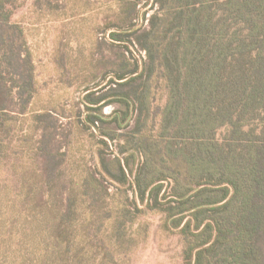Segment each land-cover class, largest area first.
I'll list each match as a JSON object with an SVG mask.
<instances>
[{
  "label": "trees",
  "instance_id": "obj_1",
  "mask_svg": "<svg viewBox=\"0 0 264 264\" xmlns=\"http://www.w3.org/2000/svg\"><path fill=\"white\" fill-rule=\"evenodd\" d=\"M43 1L110 31L112 59L81 65L116 87L61 108L36 87L25 5L0 0V264H139L175 237L178 264H264V0Z\"/></svg>",
  "mask_w": 264,
  "mask_h": 264
},
{
  "label": "crops",
  "instance_id": "obj_2",
  "mask_svg": "<svg viewBox=\"0 0 264 264\" xmlns=\"http://www.w3.org/2000/svg\"><path fill=\"white\" fill-rule=\"evenodd\" d=\"M45 8L46 9L35 8V10L30 8L28 12H35L37 16L39 15L40 18L32 20L33 15L30 14L31 16L28 17L22 16L23 19L21 20V25L23 26L25 33L27 34L29 39V44L34 60L35 78L37 84L36 87H46L45 90L47 94L53 93L54 96L60 95L63 100H61L58 104L61 108L64 109H66V107H70L68 105L66 106L68 101L66 102L64 100L65 98H67L66 96H64L65 93H72L77 90H83L84 87H91L94 84H96V87L99 88L107 87L103 90V92L108 91L110 87H116L111 83L109 84V81L113 77V74L107 73L106 71L102 72L101 69L98 71L97 74H95L92 69L86 70V67L82 66L81 64H78L79 59L81 58V56L83 57L84 52L86 50L87 44L84 40L87 39V37L90 38V44H93V48L96 47L95 44L98 45L100 43L98 53H100L103 48L106 50L108 49L110 53L108 58L109 60L112 59V49L110 47L108 48L107 44H103L102 46L103 41L100 39L99 34L94 35V33H92L91 31L89 32V34H85V32H83V29L82 32L79 31L75 39L77 41L75 44V49H77L81 55L79 53L72 54L69 48L71 39L73 38L71 36L70 27L75 28V32H77V28H83L84 25L85 27H89V25H86L85 22L82 21H74L68 19L55 20L51 18L48 14L51 11L49 7L47 6ZM46 19L47 21H45ZM71 22L72 25L69 26ZM43 27L45 28L43 29ZM91 27L92 26H90V28ZM34 32L37 33L35 34V36H33ZM109 33L110 31L104 34L106 38ZM36 36L37 38L45 36V40H47L49 37L51 38V43L53 45L52 51L50 53L51 59H48V57H46L44 61H41L43 59L35 57L37 56V52H35V50H38L36 49L35 44H32V41L38 40L36 39ZM93 37H95V39ZM80 50L82 53L80 52ZM101 55L102 54H100V57ZM36 58H38L41 62H44V67H42V65H39L38 62H36ZM46 101L49 102L51 101V99L48 97ZM109 101L110 98L106 99L101 103V105L104 104V108L102 109L101 114L103 115V117H110L109 119H113L119 114V107L115 103H109ZM51 104H55L54 99L51 101ZM131 117L132 114L129 117V120L131 119ZM63 120L69 121V119L67 118H62V122ZM109 128L116 129V125H110ZM93 155L96 158V154L94 153Z\"/></svg>",
  "mask_w": 264,
  "mask_h": 264
},
{
  "label": "rangeland",
  "instance_id": "obj_3",
  "mask_svg": "<svg viewBox=\"0 0 264 264\" xmlns=\"http://www.w3.org/2000/svg\"><path fill=\"white\" fill-rule=\"evenodd\" d=\"M38 0H20V2H22L25 7L24 8H21L19 10V12L17 13L16 15V19L20 20L21 18H23L22 16H31V12L29 13V9L32 8L33 10L36 9H46L44 6H41V3L40 6L36 4ZM50 2L52 1V4H57L59 3L58 5H61L64 0H49ZM42 3H44L43 0H41ZM91 2H93L95 6L92 5V9H97V5L95 4V2H100V3H103L104 0H91ZM144 3L145 2H142L140 3V7H143L144 6ZM22 4V5H23ZM98 7H100L98 5ZM141 9V14L142 12H147V18H149L151 15H153L157 8H155L154 10H150V7H147V8H140ZM95 13V12H94ZM50 15V17H53L51 12L48 13ZM32 20H35L37 18H40L39 15L37 16V14L35 12H32ZM87 17H90L91 15L90 14H86ZM92 17V16H91ZM31 18V17H30ZM29 18V19H30ZM74 21H77L76 18L73 19ZM47 21V19L45 20ZM44 21V22H45ZM75 24V23H74ZM72 25V22L69 24V26ZM87 25V24H86ZM89 27H84L81 28H77L78 31L75 32V28H71L70 27V32H71V36L73 37L71 39V43H70V51L72 54H75V53H79L75 46L76 44V35L77 33L80 31L82 32V29L83 31L85 32V34H89V32L91 31L90 29L92 27H94V24L91 25V23H88ZM81 26V24H80ZM90 26H92L90 28ZM45 27H43L44 29ZM88 28V29H87ZM87 29V30H86ZM37 34L36 32H34V35ZM100 39H103L104 38V34H100ZM45 36H42V37H38L36 36V41H32L33 43L32 44H35V47L38 51L35 50V52H37V56L35 57H38L39 59H43L41 61H44V59L46 57H48V59H51L50 57V53L52 51V43H51V38L49 37L47 40H45L46 38H44ZM95 39V37H93ZM44 39V40H43ZM84 39H85V36H84ZM84 41H86V44H87V47H86V50L84 52V55L83 56H86V58L90 57V58H94V61L99 59L100 58V54L102 55H105L107 57H109V50L107 49H102V51L100 53H95V50L93 48V44H90V38L87 37V39H85ZM75 42V43H74ZM83 51V50H82ZM81 52V50H80ZM99 52V51H98ZM82 53V52H81ZM138 55H140L141 57H144L145 56V52L144 51H140L139 47H138V52H136ZM80 54V53H79ZM81 55V54H80ZM82 57V56H81ZM38 58L36 62H38L39 65H42L43 66V63L44 62H41ZM88 60H82V58L79 59V64H82L87 62ZM48 62V61H47ZM141 84V82H137L136 84H134V86H132L135 90L136 87H139ZM52 88V87H51ZM90 88H93V87H90ZM84 90V89H83ZM83 90H77L75 91V93L73 94V101L75 104L78 105V108L81 110V111H84V108L82 107V103H81V99H82V95H83ZM131 90V87H126V88H119V91L121 92H124V91H130ZM134 120V119H133ZM67 121L63 120V123H66ZM226 131L223 129V130H220L219 133H218V136L217 138L219 140H222V138L224 137ZM89 159H90V166L92 168H95L96 166V160H95V157L93 155V153H89L88 155ZM106 185L108 186L109 188V191L111 193H114L116 192L117 190V187L115 185H112L110 183H106ZM128 196H129V200L132 201L133 199V193L132 191H129L128 193ZM160 217H162L161 215H158L157 217H153L151 218V223L152 224V227L154 226V223L156 224L157 220L160 219ZM150 221V220H149ZM151 227V228H152ZM157 239L154 240V243H152L150 245V247L143 253V256L141 258V261L139 264H178V262L180 261V253L183 249V245L182 243L180 242V238L179 237H175V238H172V239H169V240H163V241H160L158 240V242L156 241Z\"/></svg>",
  "mask_w": 264,
  "mask_h": 264
},
{
  "label": "built area",
  "instance_id": "obj_4",
  "mask_svg": "<svg viewBox=\"0 0 264 264\" xmlns=\"http://www.w3.org/2000/svg\"><path fill=\"white\" fill-rule=\"evenodd\" d=\"M84 108V106H82Z\"/></svg>",
  "mask_w": 264,
  "mask_h": 264
}]
</instances>
